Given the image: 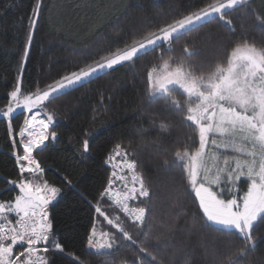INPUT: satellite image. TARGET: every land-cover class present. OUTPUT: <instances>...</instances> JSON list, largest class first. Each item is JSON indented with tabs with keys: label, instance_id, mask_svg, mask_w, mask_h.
I'll return each instance as SVG.
<instances>
[{
	"label": "trees",
	"instance_id": "trees-1",
	"mask_svg": "<svg viewBox=\"0 0 264 264\" xmlns=\"http://www.w3.org/2000/svg\"><path fill=\"white\" fill-rule=\"evenodd\" d=\"M36 3L0 0V110L10 103L18 79L21 95L32 94L215 0H40V19L22 64ZM226 13L231 25L218 17L208 18L170 43H161L44 102L41 110L53 117L51 132L56 138L32 153L43 174L21 175L15 158L23 155L17 133L27 112L9 118L0 115V203L11 202L19 194L15 184L22 179L34 184L47 181L61 189L49 213L64 252L50 247V264H76L74 258L82 264H132L137 257L144 264H264V222L253 228L254 245L232 261L229 258L246 242L234 229L206 223L190 190L184 161L174 156L177 150L192 152L199 147L198 129L186 119L185 107L177 108L164 92L153 95L148 80V72L169 57L183 61L199 76L210 74L217 65L226 67L237 44L264 47V19H257L264 18V0H245ZM185 47L193 54H186ZM170 91L182 105L188 99L178 86ZM85 139L87 151L82 148ZM118 162H134L135 170L126 172V178L134 173L142 176L154 193L144 226L134 224L101 195L109 180L119 184L112 175L118 172ZM247 185L248 180L240 179L235 187L245 191ZM147 203L144 198L132 201L134 206ZM97 205L109 218L118 216L134 240L139 235V246L147 247L155 262L140 257L136 246L95 212ZM94 226L115 232L118 246L90 248ZM25 247L17 245L14 251Z\"/></svg>",
	"mask_w": 264,
	"mask_h": 264
},
{
	"label": "snow or ice",
	"instance_id": "snow-or-ice-1",
	"mask_svg": "<svg viewBox=\"0 0 264 264\" xmlns=\"http://www.w3.org/2000/svg\"><path fill=\"white\" fill-rule=\"evenodd\" d=\"M242 3L243 0H215V3H209L198 11L184 15L156 32L149 33L129 48L118 50L94 65L90 64L62 76L48 85L46 90L22 96L18 79L14 90L10 92L11 101L16 107L9 104L3 115L12 117L17 108H23L30 114L24 118L23 127L19 130L21 137H24L25 133L28 136V139L23 141V155L17 154L15 157L21 175L43 174L44 169L32 156L33 150L45 146V141L50 138H56L55 132H48L53 124V117L47 115L46 119H38L44 102L90 80L97 72L111 70L117 65L132 61L139 54L158 47L161 42L170 43L175 36L208 18L218 17L231 25L232 21L228 18L226 10ZM40 8V0H37L29 21L30 30L21 57L22 64L26 63L28 57L32 32L40 19ZM257 19L264 18L258 16ZM184 52L193 54L187 47ZM156 73L159 75H154ZM148 80L153 94L162 91L177 108L185 107L186 119L197 127L199 147L192 152L187 148L183 151L177 150L174 156L184 161L183 168L187 170L190 190L206 223L234 229L246 242L245 247H240L232 254L230 261L236 256H243L247 246L255 243L253 228L264 222V47L258 48L255 44L248 43L237 44L231 50L226 67L217 65L210 74L199 76L186 68L183 61H174L169 57L159 68L154 67L148 72ZM177 86L183 89L188 97L183 105L171 95L170 88ZM210 135L213 137V146H217V135L222 138L218 145L220 147L227 148L236 141L241 142L243 146L236 147V152L241 153L245 147L249 148L247 158L240 155L225 156L221 161L217 157V163L222 166L212 174L205 159ZM82 148L84 151L89 149L87 139L83 140ZM126 167L134 172L135 163H127ZM112 175L115 176V172ZM222 177L225 178L224 181ZM241 177H247L249 181L245 191H239L235 187ZM118 179L126 181L127 178L120 176ZM113 183V180H109L108 187L101 195L113 197L134 224L146 225L151 216L150 201L154 193L149 191L143 177L134 173L132 187L128 191L115 192ZM17 187L19 194L11 202L0 203V264H50L47 256L50 247L53 252H64V246L58 242L53 227L54 217L50 218L49 213V207L61 195V189L50 186L47 181L34 184L30 179L20 180ZM125 187L127 188V184ZM226 196L228 198H225ZM140 198L149 203L145 206H129V201ZM95 212L103 216L123 240L136 246L140 257H151V261L155 262L156 258L148 248L139 246L141 237L138 235L134 240L118 216L109 218L101 211L99 205L95 206ZM11 213L18 217L15 221L9 217ZM88 244L90 248L111 250L118 246V241L115 232H101L97 236L94 226ZM17 245L26 247L23 251H14ZM40 245L43 247H38ZM74 259L76 264H82L79 258ZM52 264H55V261H52ZM122 264L128 262L124 261ZM132 264H144V260L137 257L132 260ZM235 264L239 262L236 261Z\"/></svg>",
	"mask_w": 264,
	"mask_h": 264
},
{
	"label": "rangeland",
	"instance_id": "rangeland-1",
	"mask_svg": "<svg viewBox=\"0 0 264 264\" xmlns=\"http://www.w3.org/2000/svg\"><path fill=\"white\" fill-rule=\"evenodd\" d=\"M243 1H245V0H243ZM196 25H197V24H196ZM193 26H195V25H193ZM193 26H192V27H193ZM141 40H142V39H141ZM139 41H140V40H139ZM134 43H136V42H134ZM134 43H132V44H130V45H128V46H126V47L120 49V50H124V49H126V48H129V47L132 46ZM161 43H166V42H161ZM161 43H160V44H161ZM116 52H117V51H116ZM114 53H115V52H114ZM114 53H112V54H110V55H108V56H106V57L112 56ZM106 57H104V58H106ZM102 59H103V58H102ZM102 59H100V60H98V61H101ZM96 62H97V61H96ZM94 64H95V62L92 63V65H94ZM86 67H87V66H86ZM83 68H85V67H83ZM105 70H108V69H105ZM105 70H103V71H105ZM103 71H102V72H103ZM102 72H97L95 75H97V74H99V73H102ZM95 75H94V76H95ZM154 75H159V73H156V74H154ZM46 88H47V87L42 88V89H39V90H37L36 92L46 90ZM151 91H152V93H153L152 88H151ZM34 93H35V92H34ZM161 93H163V92L161 91V92H159V93H155V94H153V95H157V94H161ZM22 96H23V95H22ZM9 104H12V107H14V108L16 107L15 104L12 103V101H10ZM9 104H8V105H9ZM8 105H7L5 108H3V109L0 110V115H3V112L6 111ZM21 111H26V110L23 109V108H17L16 111L13 113V115L16 114V113H18V112H21ZM27 114H28V113H27ZM27 114H26V115H27ZM7 118H9V117H7ZM212 139H213V137L210 135V137H209V145H208V147L205 149V153H206V157H205V159H206V163H207L208 169L210 170V172H211L212 174H215L216 171H217V168L222 166V165H220V164L217 163V157H219L221 161H222V159H223L225 156H229V157H231V156H234V155H240V156H242V157H244V158H247V152L250 150L249 148L245 147L244 151L241 152V153H237V152H236V147H238V146H243L241 142L236 141V142H234L232 145H230L229 147L225 148V147H220V146H218V145L222 142V138H221V137H219L218 135L215 137V139L217 140V146H213V145L211 144V140H212ZM25 163H26V162H25ZM240 179H246V180H248L247 177H241ZM224 180H225V178L222 177V181H224ZM120 182H121V184L119 183L120 185L118 184V186H119V188H120L122 191H128V190L132 187V177H131V178H127L126 181H120ZM238 182H239V181H237L236 183H238ZM248 182H249V181H248ZM125 184H127V188L125 187ZM136 186H137V187L139 186V183H138V182H137ZM223 186H224V184H222V187H223ZM229 186H230V185H229ZM11 214L16 215L15 213H11ZM218 226H221V225H218ZM221 227H223V226H221ZM101 232H104V231H103L101 228L99 229V228L97 227V228H96V234H97V236H99V234H100ZM89 247H90V246H89Z\"/></svg>",
	"mask_w": 264,
	"mask_h": 264
},
{
	"label": "built area",
	"instance_id": "built-area-1",
	"mask_svg": "<svg viewBox=\"0 0 264 264\" xmlns=\"http://www.w3.org/2000/svg\"><path fill=\"white\" fill-rule=\"evenodd\" d=\"M27 115H30V114L28 113ZM27 115H26V116H27ZM46 118H47V114L41 110V115H40V117H38V119H46ZM21 127H23V123H22ZM21 127H20V128H21ZM51 127H52V125H50V127H49V129H48V132H49V133H51ZM19 130H20V129H19ZM17 136H18L19 143H20L21 146L23 145V141H25V140L28 139L27 133H25V136H24V137H21V136L19 135V131H18ZM22 148H23V146H22ZM35 150H36V149H34L33 152H34ZM127 163H129V162H118V164H117L118 172L116 173V179L118 180V182H119L120 184H121V182H120L121 180H119L118 177H120V176H124V177H126V175H125L126 172H133V170L128 169V168L126 167V164H127ZM120 184H119V185H120ZM112 188H113V190H114L115 192H123V191L119 188L118 184H117V185H116V184H115V185L113 184ZM108 198H109V200L113 203L114 206L118 207V208L122 211V208L120 207V205H118V204L115 202V199H114L113 197H108ZM128 203H129V206H130V207H135L134 205H132V201H129ZM122 212H123V211H122ZM126 215H127V214H126ZM9 217H10L11 219H13L14 221H15V219L18 218L17 216H16V217H12L10 214H9ZM0 222H2V221H0ZM24 246H26V245H24ZM38 247H40V246H38ZM41 254H42V253H41Z\"/></svg>",
	"mask_w": 264,
	"mask_h": 264
},
{
	"label": "water",
	"instance_id": "water-1",
	"mask_svg": "<svg viewBox=\"0 0 264 264\" xmlns=\"http://www.w3.org/2000/svg\"><path fill=\"white\" fill-rule=\"evenodd\" d=\"M17 185H18V184H15V187H16V189L18 190V187H17ZM18 192H19V190H18Z\"/></svg>",
	"mask_w": 264,
	"mask_h": 264
},
{
	"label": "bare ground",
	"instance_id": "bare-ground-1",
	"mask_svg": "<svg viewBox=\"0 0 264 264\" xmlns=\"http://www.w3.org/2000/svg\"><path fill=\"white\" fill-rule=\"evenodd\" d=\"M111 202V201H110ZM113 204V203H112Z\"/></svg>",
	"mask_w": 264,
	"mask_h": 264
}]
</instances>
